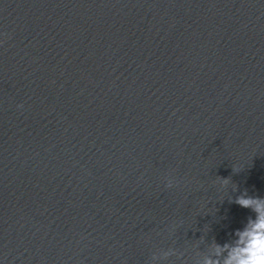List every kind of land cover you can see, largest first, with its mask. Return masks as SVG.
Wrapping results in <instances>:
<instances>
[{"label": "water", "instance_id": "95a60500", "mask_svg": "<svg viewBox=\"0 0 264 264\" xmlns=\"http://www.w3.org/2000/svg\"><path fill=\"white\" fill-rule=\"evenodd\" d=\"M245 190L264 0H0V264H204Z\"/></svg>", "mask_w": 264, "mask_h": 264}, {"label": "clouds", "instance_id": "9594fccd", "mask_svg": "<svg viewBox=\"0 0 264 264\" xmlns=\"http://www.w3.org/2000/svg\"><path fill=\"white\" fill-rule=\"evenodd\" d=\"M221 180L222 187L231 183L230 178ZM167 186L171 187L172 184L168 183ZM237 190L234 186L233 191ZM229 202L250 209L254 218L249 217L244 227L234 232V239L222 245L213 240L204 264H264V197L250 196L245 190L234 200L230 198Z\"/></svg>", "mask_w": 264, "mask_h": 264}]
</instances>
